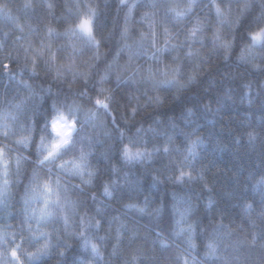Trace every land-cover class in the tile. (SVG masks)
<instances>
[{
	"label": "snow or ice",
	"instance_id": "snow-or-ice-1",
	"mask_svg": "<svg viewBox=\"0 0 264 264\" xmlns=\"http://www.w3.org/2000/svg\"><path fill=\"white\" fill-rule=\"evenodd\" d=\"M105 2L107 28L97 0H0V264H264V170L248 177L259 202L237 197L240 224L212 196L205 224L182 191L208 188L204 138L166 131L174 104L193 123L205 69L255 72L245 94H264V0Z\"/></svg>",
	"mask_w": 264,
	"mask_h": 264
},
{
	"label": "trees",
	"instance_id": "trees-1",
	"mask_svg": "<svg viewBox=\"0 0 264 264\" xmlns=\"http://www.w3.org/2000/svg\"><path fill=\"white\" fill-rule=\"evenodd\" d=\"M114 14V13H113ZM209 70L205 69V73L201 76L203 83L194 89L187 97L194 103H199L200 107L197 115L194 116L193 123H185L179 119L180 105H177V110L174 114L177 119L175 128H167L169 134L176 133V143L183 147L184 135L181 133L192 134V139H196V134L201 135L203 143L197 146V164L199 167L202 163L205 166V180L208 183V188H203L200 184H195L188 188H183L182 191L193 199V202L198 205L199 210L204 215V223H208L209 214L204 211V205L207 198L212 196L216 201V208L227 209L230 213L226 216L224 222L233 221L235 224L242 222L239 206V196H247L256 199L259 202L260 196L258 192H253L249 176H254L257 179L262 170H264V94H259L260 89L256 88L251 93V97L245 94L243 82L245 80H257L258 74L255 72L245 73L242 70L238 72L235 65L219 64L212 70V75H208ZM232 72L235 79L224 80V74ZM215 77V80H213ZM209 84L212 86L209 87ZM227 88L232 89L230 98L224 95ZM2 90V84H0ZM220 100V104L216 103ZM251 99V102H249ZM211 104L214 112H205L203 105ZM151 109H149V113ZM150 115L145 114V120ZM147 128L148 124L145 123ZM253 132L256 136L254 142L249 143L248 133ZM103 138V137H102ZM159 140L165 139V136L160 135ZM177 161L182 159L179 153H174ZM101 165L103 161H100ZM161 163L167 164L168 160L156 161L155 167L159 168ZM137 168L122 169L123 172H129L132 178H135L139 172ZM150 178L145 177L142 184L145 191H148ZM169 189L175 186L169 185ZM247 191H244V189ZM161 192L154 191L152 196L159 199ZM165 200L170 199V194L165 191L163 193ZM143 202V196L140 197ZM114 206L110 211L115 212ZM121 212L125 211L120 209ZM122 219L131 220L132 214L122 216ZM140 219V223L144 224L147 218ZM210 230V228H209Z\"/></svg>",
	"mask_w": 264,
	"mask_h": 264
},
{
	"label": "clouds",
	"instance_id": "clouds-1",
	"mask_svg": "<svg viewBox=\"0 0 264 264\" xmlns=\"http://www.w3.org/2000/svg\"><path fill=\"white\" fill-rule=\"evenodd\" d=\"M97 2L100 4V7H101L100 20L102 21L103 27H105V28L110 27L111 23H112L111 18H110L111 13H110V11L108 13H105V9H109L110 10L113 7V3H111V2L106 3L105 0H97ZM100 35H101V38H103V31L101 32ZM107 47L112 48L113 45L108 44ZM117 95L122 97L123 96V91H118ZM177 105L178 104L172 105V107L168 108L166 111L169 114H172L174 111L177 110ZM148 119H151V117H148ZM258 258H259L258 251L257 250H253L250 259L251 260H256Z\"/></svg>",
	"mask_w": 264,
	"mask_h": 264
}]
</instances>
